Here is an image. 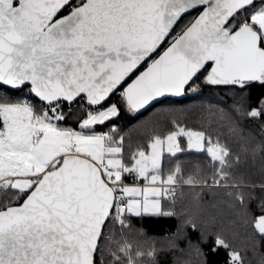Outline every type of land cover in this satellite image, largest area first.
Instances as JSON below:
<instances>
[{
  "label": "snow or ice",
  "instance_id": "6c2138e0",
  "mask_svg": "<svg viewBox=\"0 0 264 264\" xmlns=\"http://www.w3.org/2000/svg\"><path fill=\"white\" fill-rule=\"evenodd\" d=\"M254 86L264 88V0H0V264H142L145 254L113 241L114 230L181 215L180 184L231 197L238 219L212 236L224 264L264 258V198L253 210L227 144L177 123L130 152L116 123L122 111L181 105L205 88ZM260 103L234 113L264 120ZM187 150L207 154L210 176L185 179L178 163L165 174V154L178 160ZM130 176L149 186H129ZM185 224L203 230L191 217ZM240 227L245 243L225 236ZM182 235L172 249L183 251Z\"/></svg>",
  "mask_w": 264,
  "mask_h": 264
},
{
  "label": "trees",
  "instance_id": "16d2710c",
  "mask_svg": "<svg viewBox=\"0 0 264 264\" xmlns=\"http://www.w3.org/2000/svg\"><path fill=\"white\" fill-rule=\"evenodd\" d=\"M27 95V92L23 93ZM264 99V88L254 86L249 91L238 94L236 92L218 91L205 88L201 94L186 98L181 105H160L143 111V114L122 111L116 120L118 130L125 136L127 150L134 152L137 149L148 150V144L154 135L164 136L177 124L188 129L204 130L214 139L219 138L231 149L238 162L231 169L232 179L242 189L251 194V206L255 210L256 201L264 198V120L253 119L244 115H236L235 108L243 104L245 107H260ZM222 109L223 111H219ZM231 117V119H229ZM76 119L71 124L75 126ZM103 131L107 132L105 127ZM181 146L187 149L186 138H181ZM179 164L184 178L189 176L199 178L211 175L212 166L209 157L204 152L187 150L177 158H169L165 154L166 173ZM128 185L140 187L149 186L147 182L135 180L131 176L125 181ZM182 195L176 203V210L181 215L176 217H149L134 218L131 232L121 233L114 230L113 241H127L132 251L137 249L142 255L137 257L142 264H202L192 249L186 244L184 237L199 245L203 249L207 264H224L226 255L223 251L212 253L213 228L220 227L226 218L238 219L230 210L231 197L225 190L217 192H201L199 195L188 185L177 186ZM197 204L200 205L197 209ZM215 215L214 222L209 218ZM185 217H191L197 223L203 224V230L192 232L185 224ZM178 232L182 233L179 241L183 251L170 247V238ZM239 234L225 229L224 234L234 243H245L244 229H238ZM203 236V240L201 237ZM250 243V240L248 241ZM114 249L116 244L111 245ZM155 249L154 256L149 257V250ZM250 264H264L260 255L250 257Z\"/></svg>",
  "mask_w": 264,
  "mask_h": 264
},
{
  "label": "crops",
  "instance_id": "0c3cea01",
  "mask_svg": "<svg viewBox=\"0 0 264 264\" xmlns=\"http://www.w3.org/2000/svg\"><path fill=\"white\" fill-rule=\"evenodd\" d=\"M130 186V185H129ZM131 186H137V185H131Z\"/></svg>",
  "mask_w": 264,
  "mask_h": 264
},
{
  "label": "rangeland",
  "instance_id": "374dc122",
  "mask_svg": "<svg viewBox=\"0 0 264 264\" xmlns=\"http://www.w3.org/2000/svg\"><path fill=\"white\" fill-rule=\"evenodd\" d=\"M138 187H140V186H138ZM147 187V186H146Z\"/></svg>",
  "mask_w": 264,
  "mask_h": 264
},
{
  "label": "water",
  "instance_id": "95a60500",
  "mask_svg": "<svg viewBox=\"0 0 264 264\" xmlns=\"http://www.w3.org/2000/svg\"><path fill=\"white\" fill-rule=\"evenodd\" d=\"M147 110V109H146ZM145 111V110H144Z\"/></svg>",
  "mask_w": 264,
  "mask_h": 264
}]
</instances>
